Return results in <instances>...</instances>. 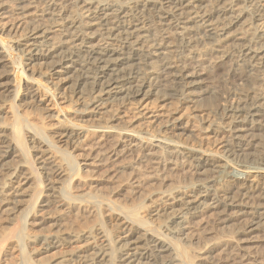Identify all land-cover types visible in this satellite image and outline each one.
Segmentation results:
<instances>
[{"label": "bare ground", "instance_id": "6f19581e", "mask_svg": "<svg viewBox=\"0 0 264 264\" xmlns=\"http://www.w3.org/2000/svg\"><path fill=\"white\" fill-rule=\"evenodd\" d=\"M28 1L30 5L36 2ZM41 3L40 11H35L40 15L31 16L27 9L17 8L18 20L7 25L2 22L7 7L0 0V114L8 115V122L0 123V162L12 153L22 163L8 172L0 165V182L4 175L8 180L0 185V214L14 224L1 236L0 243L16 240L20 264H32L27 244L46 249L73 245L60 252L51 264H195L174 235L185 236V225H190V220L206 209L220 214L222 222L240 223L244 232L248 230L246 240L252 238L251 234L264 231V0H42ZM69 4L73 5V11ZM26 15L29 19L24 21L21 17ZM36 17L46 19L36 24ZM42 24L46 25L40 27ZM151 26L156 37L150 35ZM93 28L90 34L88 30ZM94 34L99 37L96 43H92ZM200 44L208 45V51L216 54L217 59L227 60L231 65L234 60L238 62L240 73L226 72L228 85L238 81L245 84L244 88L259 87L242 93L235 104L219 106L211 102L212 110L194 116L206 119L208 125L204 129L211 134L207 137L221 140L216 151L180 142L178 137L193 134L188 122H182L180 117L159 120L160 116L151 109H142L138 115L142 121L139 125L146 123L152 130L146 126L136 130L117 128L109 124L116 119L102 120L101 116L117 101L143 103L154 97L171 100L176 105L194 102L188 97L194 90L187 86L206 74L202 62L193 56L198 62L186 65L180 62L181 58L177 61L169 56L179 48H194L192 52L198 54ZM157 60L162 63L166 60L163 69L160 67L161 73L154 70ZM36 65L46 66L49 78L42 81L44 73L37 72ZM26 72L30 74L25 77ZM159 74L170 85L169 93L158 88ZM67 77L72 79L76 100L83 99L81 94L87 91L92 115H84L91 121L86 125L65 117L62 121L58 119V114L64 111L57 103L61 93L56 90ZM226 89V95H231V88L225 85ZM39 95L50 98L58 110L43 113L37 109L42 101ZM14 101L21 102L23 114L19 104L13 105ZM27 110L38 112V124L28 121ZM215 115L220 119L215 118L218 123L214 124ZM134 118L129 119L128 128L139 121ZM45 119L53 120L46 124ZM158 126L162 129L155 133ZM90 137L95 141L83 150L88 155L105 147L111 138L112 157L140 152L142 158L155 165L167 158L180 157L196 168L199 176L207 172L214 175L175 189L166 199L171 201L166 208L153 202L130 209L110 201L97 202L94 196H89V204L94 208L91 213L95 214L90 226L59 234L26 231L25 221L33 215L39 199L43 198L42 207L54 203L65 210L81 199L71 193L72 178L81 165L76 156L59 144L75 149ZM31 150H36V155L29 158ZM234 157L256 166H240L243 177L226 179L219 187L215 178L218 175L226 178ZM86 162L90 163L85 167L96 168V163L103 161ZM10 184V190H5ZM35 213L36 218H44L40 211ZM152 217L164 218L168 226L155 227L150 221ZM240 250L237 258L232 252L227 254L230 264H259L245 248Z\"/></svg>", "mask_w": 264, "mask_h": 264}, {"label": "rangeland", "instance_id": "374dc122", "mask_svg": "<svg viewBox=\"0 0 264 264\" xmlns=\"http://www.w3.org/2000/svg\"><path fill=\"white\" fill-rule=\"evenodd\" d=\"M3 1H5V7H7L6 9L8 12L7 14H5L6 18L3 19L2 22L6 23L7 25L10 23H15L16 20H18V18H15V14L20 12V10H17V8L22 7V10L27 9L28 12L26 13H29L31 14V16H33L34 13H36L35 11H40L43 5L41 3L42 0H36L35 3L31 4L32 6H37V8L33 9L30 8L31 5L29 4L28 0ZM69 7L71 11H73V5L69 4ZM38 13L40 12H37L36 15H40ZM46 17H39V19L38 17H36V24L43 23ZM21 18L25 19L24 21L29 19L27 15ZM44 25L46 24H42L40 27H43ZM94 30L95 29L93 28L88 30V32L92 34ZM149 30L151 37H156L157 33L155 28L151 26ZM93 38L94 39L92 40V43H96V41L99 39L96 34L93 35ZM200 40H202L201 36ZM177 50L178 51L171 54L172 56L170 55L169 58L172 57V60L178 59L177 61H179V58H181L180 62L184 61L186 65L187 63H189L188 65H193L196 60H199V63L202 62L201 67L205 71L204 74L206 73L201 77L198 76L195 80H193V84L191 83L187 86L188 89L194 90V93L192 95H188V97L190 99H193L195 103L192 102L187 105H176V103L174 102L171 103V100L162 101L163 98L154 100V97L147 98L143 103H129L130 101L117 103L119 102L117 101L111 104V107L109 106L111 110L104 113L101 118L105 122H110L112 119H116L115 123H109L113 127L136 130L144 126L148 127V129L151 128V126L146 125V123L139 125L140 123H142V121L139 120L140 116L138 115V112L142 109L153 110L151 112H154L155 115L160 116L159 120L162 119L163 121L180 117V120L182 122H188V125H190L189 128L193 131L192 135L186 134L178 137L177 139H179L180 142L186 143L188 145L199 144L208 152L216 151L219 148L218 143L221 142V140L218 141V139H215V137L212 138V136L207 137V135L211 134H207V131L204 129L208 125L206 119L202 121L194 116L201 115V112L203 114L206 113L207 109L212 110L213 106L211 102L219 106L235 104L242 93H246L247 90L250 92L259 87L258 85H249L244 88L245 84H242V82L238 81L234 82L233 85H228L225 75L227 73H240L241 71H239L240 69L238 68L240 66L238 62H236V60H234L235 63L233 61V64L231 65V63L227 62V60L217 59L216 54L208 51V45L200 44L198 47V54L192 52L195 51L194 48H179ZM189 51L190 53L192 52V55L188 53ZM182 57H184L185 60H183ZM188 57H192V59ZM193 58L196 60H194ZM165 61H163L162 63V60H157V62L161 63L160 66L159 63L156 62L158 65L155 63L154 70H156V73H158L159 71L161 73ZM35 68L37 69V72L44 73L45 77L41 78L42 81H45L47 78H49V73L45 71L46 66L36 65ZM29 74V72H26L25 77ZM25 77L24 80L27 79ZM256 77L259 79L261 78L259 74H257ZM162 79L163 77L160 78L161 82H157V86L158 88H160L162 93H165L166 91V93H169L170 85H168V82L165 81L166 79ZM164 81L166 83H163ZM53 82L56 81L53 80ZM159 83L160 85H163L159 87ZM20 84H22V81L20 82ZM72 84V79L67 77V79L62 82L61 87L56 90V92L61 93V97L58 96L57 98V103L62 107V110L64 111V114H58V119L62 121L63 117H65L67 120H72L76 123L86 125L91 121L89 117H86L84 115H92V111H90L92 107H89L87 91H83V95L81 94V97L83 99L76 100ZM225 85L231 88L232 91H229L231 95H226L227 93L225 92H227V89L225 91ZM6 100L7 103L11 102V98L9 97ZM39 100L42 101L39 104L40 106H37V109H41L43 113L46 111L49 113H54V111L58 110V107L53 105V102L50 101V98L47 99L39 95ZM16 103L20 105L19 110L23 114L24 111H22L21 102L14 101L13 105H16ZM209 103L211 105H208ZM13 105L10 103V106ZM211 110H209V112ZM27 112L28 121L33 124H38V112L33 110H27ZM211 116L212 113L209 117V119L212 120ZM132 117L138 118L139 121L128 128L129 119ZM217 117L219 116L215 115V117L213 118L214 124L218 123L217 119H220V117ZM136 118H134V120ZM215 118L217 119L215 120ZM52 120L53 119H45L43 122L47 124L49 122L51 123ZM2 122H8L7 114H0V123ZM159 127L160 126L154 129L155 133H157V129H162V127ZM152 129L153 128H151V130ZM162 131L164 130H161V132ZM93 141H95V138L90 137L84 142H80L81 144L75 149L70 148V145L67 144H59V146H61V149H65L70 152L72 156H76V161H78L81 165L78 174L74 175V177L72 178L71 184V193L75 196H80L81 199L71 204V207L67 208L66 210L65 208L61 209L60 207H58V204L54 203L48 205V207H42L43 205L41 201L43 200V198L39 199L33 210V215L31 214L25 221L26 231L35 233H44L49 231L52 234H59L62 232H73L78 230L79 228L82 229L90 226L95 214L91 213L94 208L89 204V196H94L97 202L106 203L110 201L116 203L118 206L127 207L130 209L136 208L140 205L149 206L153 202L161 204L166 208V206L171 202L167 201L166 199L167 197H171V193L175 189H183L197 180H201L205 177H211L212 175H214L213 172H207L204 174L205 176H199L197 174V170H195L196 168L191 167L186 159L180 157L177 159L167 158L168 160L166 159V161L160 162L157 165L153 164L151 160L142 158L141 154H139L140 152H126L121 153L118 157H112L111 151L113 149V141L111 138H108L105 147H100L99 149L92 151L90 155H88V152L83 150ZM35 155L36 150H31L29 153V158L34 157ZM14 156L15 154H8L0 162V165L5 172L14 169L19 164H22L21 162H19V157ZM91 159H93L94 161L102 160L103 162H100V164H98L99 162H97L96 168L85 167L86 163H90L86 161H91ZM234 159L232 158V168L231 170L228 169L229 172L228 174L226 173V178L224 175H218L215 178V182L219 187L224 185L226 179L242 178V173L244 171L240 168V166H256L255 163L254 165L251 162H243L241 159L240 161L239 158H237L238 161L237 159H235L234 161ZM37 162L38 161H35V164ZM14 180L15 179H12L11 181L13 182V184L15 182ZM7 181V177L4 175L3 180L0 182V185L3 182ZM11 186L12 184L6 186L5 190H10ZM19 187L20 186H18L17 188ZM40 188L43 191V187L40 186ZM96 201L92 202L95 203ZM37 211H40V213L44 215V218H36L37 215L35 212ZM22 212L23 211H19V213H21L20 215H23ZM221 217L222 216L214 210L206 209L203 212L199 213L195 218L190 220V225H185V227L187 228V230L185 231L186 235L181 237L174 235V237H177L175 238V240H178V243L187 250L188 255L190 257H193V261L195 262V264H230V261L227 258V254L233 253V257L237 258V255H240L242 253L240 249L243 248H245V250L250 253L252 257L258 259L259 264H264V231L258 232L256 234H251L250 237L252 238L250 240H246L245 236L248 235V233H246L248 230L244 232L243 226L235 220L222 222L220 220ZM162 220H164V218H150V221L155 227H158L160 225L161 227H167V220H164L163 223ZM20 222L23 221L20 220ZM105 225L107 226V223ZM13 226L14 224L10 221V219H8L6 215L0 214V238L1 236L8 233L13 228ZM112 238H114V236H112ZM15 241L16 240L14 239L0 243V264L21 263V257L18 256V249L15 248ZM72 246V244H66L65 246H60L59 248L46 249L38 247L36 246V244H27L26 252L28 253L29 260L32 264H51L52 260L60 252L69 250ZM230 250L232 253L230 252Z\"/></svg>", "mask_w": 264, "mask_h": 264}]
</instances>
